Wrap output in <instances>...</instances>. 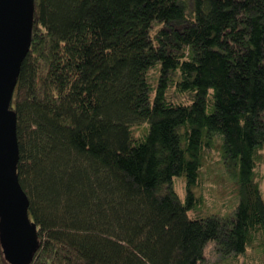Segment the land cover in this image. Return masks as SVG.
<instances>
[{
    "label": "trees",
    "instance_id": "trees-1",
    "mask_svg": "<svg viewBox=\"0 0 264 264\" xmlns=\"http://www.w3.org/2000/svg\"><path fill=\"white\" fill-rule=\"evenodd\" d=\"M13 107L31 264H201L264 231V0H36ZM216 136L238 205L192 216Z\"/></svg>",
    "mask_w": 264,
    "mask_h": 264
},
{
    "label": "water",
    "instance_id": "water-1",
    "mask_svg": "<svg viewBox=\"0 0 264 264\" xmlns=\"http://www.w3.org/2000/svg\"><path fill=\"white\" fill-rule=\"evenodd\" d=\"M35 14L36 0H0V240L11 264H31L40 247L39 227L18 172V114L13 107Z\"/></svg>",
    "mask_w": 264,
    "mask_h": 264
},
{
    "label": "rangeland",
    "instance_id": "rangeland-1",
    "mask_svg": "<svg viewBox=\"0 0 264 264\" xmlns=\"http://www.w3.org/2000/svg\"><path fill=\"white\" fill-rule=\"evenodd\" d=\"M157 74V69L151 70L153 80ZM183 100H185L184 97ZM261 155L256 172L264 197V149L261 151ZM173 185L181 198L186 200L187 183L185 176H175ZM238 186V178L224 160L221 138L216 136L212 148L206 150L202 175L195 188L197 196L202 200L195 209L190 211V214L204 217L211 215L229 217L238 205ZM215 246L214 241L208 243L201 264H264V231L258 234L253 245L239 256H220Z\"/></svg>",
    "mask_w": 264,
    "mask_h": 264
}]
</instances>
